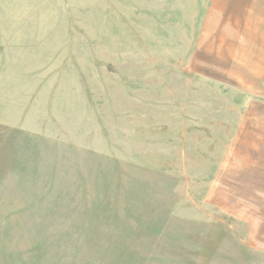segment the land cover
<instances>
[{"label":"rangeland","instance_id":"obj_1","mask_svg":"<svg viewBox=\"0 0 264 264\" xmlns=\"http://www.w3.org/2000/svg\"><path fill=\"white\" fill-rule=\"evenodd\" d=\"M263 16L0 0V264H264Z\"/></svg>","mask_w":264,"mask_h":264},{"label":"crops","instance_id":"obj_2","mask_svg":"<svg viewBox=\"0 0 264 264\" xmlns=\"http://www.w3.org/2000/svg\"><path fill=\"white\" fill-rule=\"evenodd\" d=\"M263 12L261 13H257L256 17H262ZM264 17V16H263ZM255 25H257V23H255ZM258 59L255 61V63L253 61H251L250 63H246L245 64V69L247 70V72L249 73L250 76H252L255 79H264V61H263V65L261 66L260 63L257 62ZM263 131L264 129L261 128ZM257 163H260L261 166L260 168H262V170L264 171V155L262 156V158H259L258 160H256ZM262 179L264 180V174ZM261 186L264 187V182L261 183Z\"/></svg>","mask_w":264,"mask_h":264}]
</instances>
